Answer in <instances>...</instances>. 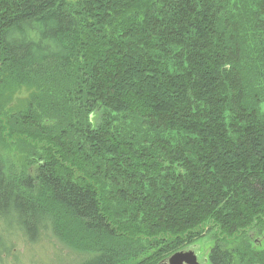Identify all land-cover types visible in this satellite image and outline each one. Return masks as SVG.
I'll list each match as a JSON object with an SVG mask.
<instances>
[{"label": "trees", "instance_id": "trees-1", "mask_svg": "<svg viewBox=\"0 0 264 264\" xmlns=\"http://www.w3.org/2000/svg\"><path fill=\"white\" fill-rule=\"evenodd\" d=\"M263 105L264 0H0V261L264 264Z\"/></svg>", "mask_w": 264, "mask_h": 264}, {"label": "rangeland", "instance_id": "rangeland-1", "mask_svg": "<svg viewBox=\"0 0 264 264\" xmlns=\"http://www.w3.org/2000/svg\"><path fill=\"white\" fill-rule=\"evenodd\" d=\"M28 95L29 93L27 91H22L15 97V99H24ZM14 144L16 145L17 143H13V145ZM15 145L9 149H6L4 146H0V151L8 157L10 163L20 165V151L16 149ZM251 239L256 246H264V238L258 233H252ZM211 244V238L206 237L194 244H191L183 250H194L200 264H208V262H210L209 256L211 252ZM20 250V256L17 261L15 259L11 260L4 258L6 260L0 261V264H74L85 258L83 253L76 252L61 243L51 234L50 231H48L38 243L33 245L27 244ZM148 255L149 254L138 259L130 260L124 264H141V261Z\"/></svg>", "mask_w": 264, "mask_h": 264}, {"label": "water", "instance_id": "water-1", "mask_svg": "<svg viewBox=\"0 0 264 264\" xmlns=\"http://www.w3.org/2000/svg\"><path fill=\"white\" fill-rule=\"evenodd\" d=\"M162 264H200L193 250H182L171 255Z\"/></svg>", "mask_w": 264, "mask_h": 264}, {"label": "flooded vegetation", "instance_id": "flooded-vegetation-1", "mask_svg": "<svg viewBox=\"0 0 264 264\" xmlns=\"http://www.w3.org/2000/svg\"><path fill=\"white\" fill-rule=\"evenodd\" d=\"M190 250H192V249H190ZM194 251V250H193Z\"/></svg>", "mask_w": 264, "mask_h": 264}]
</instances>
